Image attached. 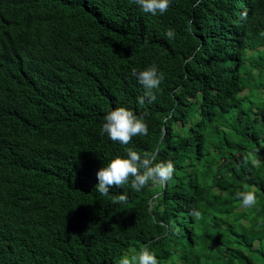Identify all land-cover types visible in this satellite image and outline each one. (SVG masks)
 Here are the masks:
<instances>
[{
  "label": "trees",
  "instance_id": "1",
  "mask_svg": "<svg viewBox=\"0 0 264 264\" xmlns=\"http://www.w3.org/2000/svg\"><path fill=\"white\" fill-rule=\"evenodd\" d=\"M152 63L164 80L140 103L131 71ZM121 106L147 136L101 135ZM127 149H157L173 178L100 196L96 171ZM143 248L158 264H264V0H173L155 17L133 0H0V264Z\"/></svg>",
  "mask_w": 264,
  "mask_h": 264
},
{
  "label": "clouds",
  "instance_id": "2",
  "mask_svg": "<svg viewBox=\"0 0 264 264\" xmlns=\"http://www.w3.org/2000/svg\"><path fill=\"white\" fill-rule=\"evenodd\" d=\"M173 0H133V3L145 14L155 17L163 15L172 4ZM169 39L174 38L175 32L169 29L165 33ZM261 47V46H260ZM131 75L144 89V97L149 102L156 99L155 90L160 88L164 80V74L157 64L152 63L142 69L133 68ZM101 135H106L113 142L120 145H128L135 136H147L149 134L148 124L145 116H138L126 107L108 109L104 115L100 128ZM175 166L171 161H161L154 165L148 158L140 153L127 149L126 154L107 158L106 163L96 171L97 183L95 191L100 196L107 197L110 188L128 185L131 190L139 193L149 182L166 183L173 178ZM241 207H251L256 203L257 195L254 191L242 190L236 193ZM128 195L121 193L118 197L119 203H126ZM191 215L199 218L200 212L193 210ZM118 264H158L156 254L148 248L139 250L131 256L124 255Z\"/></svg>",
  "mask_w": 264,
  "mask_h": 264
},
{
  "label": "water",
  "instance_id": "3",
  "mask_svg": "<svg viewBox=\"0 0 264 264\" xmlns=\"http://www.w3.org/2000/svg\"><path fill=\"white\" fill-rule=\"evenodd\" d=\"M160 142V141H159ZM156 153H157V149L154 151V153L152 154V157H151V159L156 155ZM151 159H150V161H151ZM164 186H165V184H164Z\"/></svg>",
  "mask_w": 264,
  "mask_h": 264
},
{
  "label": "rangeland",
  "instance_id": "4",
  "mask_svg": "<svg viewBox=\"0 0 264 264\" xmlns=\"http://www.w3.org/2000/svg\"><path fill=\"white\" fill-rule=\"evenodd\" d=\"M251 49H252V48H251ZM242 94H244V92H242ZM121 258H122V257H121ZM121 258L118 259V262H119V260H120ZM118 262H117L116 264H118Z\"/></svg>",
  "mask_w": 264,
  "mask_h": 264
}]
</instances>
